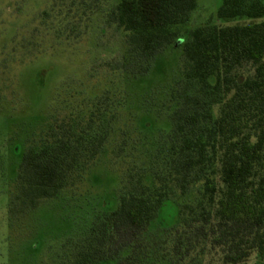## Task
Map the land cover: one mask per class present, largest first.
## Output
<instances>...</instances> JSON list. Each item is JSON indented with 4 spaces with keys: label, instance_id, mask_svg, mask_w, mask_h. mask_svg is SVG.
<instances>
[{
    "label": "trees",
    "instance_id": "trees-1",
    "mask_svg": "<svg viewBox=\"0 0 264 264\" xmlns=\"http://www.w3.org/2000/svg\"><path fill=\"white\" fill-rule=\"evenodd\" d=\"M197 4L119 0L108 18L124 32L125 48L109 67L146 75L156 55L177 44L176 27L189 20ZM216 16L248 21L196 26L181 43L170 91L171 128L160 159L149 166L154 184L143 182L145 168L126 167L116 207L82 238L64 245L59 260L41 264H239L253 253L264 264V2L220 0ZM106 99L97 96L85 109L54 116L24 150L9 212L36 208L91 165L114 117ZM196 183L198 196L180 207V222L167 239L161 244L142 238L161 203L174 190L185 194ZM160 249L163 260L151 261Z\"/></svg>",
    "mask_w": 264,
    "mask_h": 264
},
{
    "label": "rangeland",
    "instance_id": "rangeland-1",
    "mask_svg": "<svg viewBox=\"0 0 264 264\" xmlns=\"http://www.w3.org/2000/svg\"><path fill=\"white\" fill-rule=\"evenodd\" d=\"M118 1L0 0V264L59 260L64 245L82 238L99 216L116 207L126 167L145 168L143 182L152 186L149 166L160 159L163 137L171 128L175 101L170 91L178 77L181 43L196 26L248 21L219 19L220 0H198L189 20L176 27L177 44L157 54L146 75L133 77L108 65L125 48L124 32L108 18ZM101 95L114 117L91 165L36 208L9 212L24 150L54 116L85 109L87 100ZM199 188L196 183L185 194L174 190L142 238L167 239L180 222V207L192 203ZM154 254L151 261L163 260L161 249ZM260 263L253 253L239 264Z\"/></svg>",
    "mask_w": 264,
    "mask_h": 264
}]
</instances>
